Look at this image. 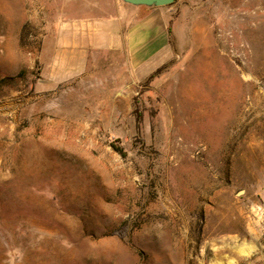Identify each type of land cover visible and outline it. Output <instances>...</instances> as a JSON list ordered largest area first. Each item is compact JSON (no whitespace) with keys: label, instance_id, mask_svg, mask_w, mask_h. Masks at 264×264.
Listing matches in <instances>:
<instances>
[{"label":"rangeland","instance_id":"1","mask_svg":"<svg viewBox=\"0 0 264 264\" xmlns=\"http://www.w3.org/2000/svg\"><path fill=\"white\" fill-rule=\"evenodd\" d=\"M115 2L0 0V264H264V0H174L165 51L61 67Z\"/></svg>","mask_w":264,"mask_h":264},{"label":"crops","instance_id":"2","mask_svg":"<svg viewBox=\"0 0 264 264\" xmlns=\"http://www.w3.org/2000/svg\"><path fill=\"white\" fill-rule=\"evenodd\" d=\"M114 8L106 18L81 20L77 30H62L57 41L61 67H80L89 52H120L134 62H142L167 49V12L121 0H116Z\"/></svg>","mask_w":264,"mask_h":264},{"label":"water","instance_id":"3","mask_svg":"<svg viewBox=\"0 0 264 264\" xmlns=\"http://www.w3.org/2000/svg\"><path fill=\"white\" fill-rule=\"evenodd\" d=\"M133 6L161 7L173 3L174 0H121Z\"/></svg>","mask_w":264,"mask_h":264},{"label":"trees","instance_id":"4","mask_svg":"<svg viewBox=\"0 0 264 264\" xmlns=\"http://www.w3.org/2000/svg\"><path fill=\"white\" fill-rule=\"evenodd\" d=\"M167 32H168V37H169L168 41L170 42V38H171V28H170V24L168 25ZM111 146H112V148H113V150L115 152H117L120 155H124V152H123V150H122V148L120 146H117V145H111ZM113 233H115V232H113Z\"/></svg>","mask_w":264,"mask_h":264}]
</instances>
